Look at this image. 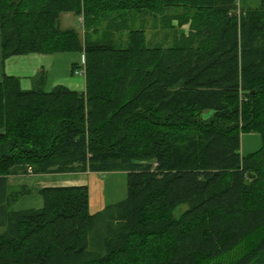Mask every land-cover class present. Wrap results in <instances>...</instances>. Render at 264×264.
<instances>
[{
    "label": "trees",
    "instance_id": "trees-1",
    "mask_svg": "<svg viewBox=\"0 0 264 264\" xmlns=\"http://www.w3.org/2000/svg\"><path fill=\"white\" fill-rule=\"evenodd\" d=\"M58 53L81 55L83 91L2 71ZM15 166L123 172L126 195L90 215L86 186L43 187L13 211L29 191L8 188L0 264H264V0H0V177Z\"/></svg>",
    "mask_w": 264,
    "mask_h": 264
},
{
    "label": "rangeland",
    "instance_id": "rangeland-1",
    "mask_svg": "<svg viewBox=\"0 0 264 264\" xmlns=\"http://www.w3.org/2000/svg\"><path fill=\"white\" fill-rule=\"evenodd\" d=\"M134 27L148 28L150 21L146 18L144 20L137 19ZM60 28L72 29L79 36H81V27L78 18L71 13L62 14L59 21ZM182 30H186L183 26ZM147 40L158 42L159 36L155 37L151 32L146 33ZM10 67H7L6 72L11 69H18L20 73L16 72L19 77L20 86L26 84L28 88L31 86V80L39 70H43L46 75L44 83V90L49 91L55 86H63L70 90L81 91L83 88V76L70 74L71 64L76 66L81 65V55L79 53H58L51 56L38 57H13L9 59ZM76 71L81 68L74 69ZM2 71L4 72L3 68ZM75 72V71H74ZM16 76V77H17ZM19 86V87H20ZM21 89V88H20ZM78 89V90H77ZM261 146L260 138L254 133H243L239 136V154L240 156H247L257 151ZM87 181V198H88V213L95 215L103 211L106 207L115 205L124 200L126 195V175L123 172L110 173H89ZM180 206L178 209H183Z\"/></svg>",
    "mask_w": 264,
    "mask_h": 264
},
{
    "label": "crops",
    "instance_id": "crops-1",
    "mask_svg": "<svg viewBox=\"0 0 264 264\" xmlns=\"http://www.w3.org/2000/svg\"><path fill=\"white\" fill-rule=\"evenodd\" d=\"M260 0H236V8L238 11H243L245 9H253L259 5ZM185 32V30H183ZM26 56L38 57L36 54H28ZM42 56V55H41ZM13 57H23V56H12L7 58L3 62V70L6 75L17 76V73H20L18 69H11L9 72H6V68L10 67L9 59ZM7 64V67L5 66ZM33 74H36L35 72ZM18 77V76H17ZM19 78V77H18ZM21 83L19 82V86ZM22 90L29 89L26 84L20 86ZM68 89V88H67ZM70 90V89H69ZM78 90V89H77ZM72 91H76L73 90ZM83 91V88L81 89ZM76 91V92H81ZM25 166H15L11 169L13 172L9 176L0 177V229L5 223L6 217V195L8 188L15 187H25L28 189L29 194L24 195L18 198L15 203L12 205L13 211H23L28 209H37L41 206V199L37 194V191L43 187H58V186H86L89 172L79 173V174H53V175H31Z\"/></svg>",
    "mask_w": 264,
    "mask_h": 264
},
{
    "label": "built area",
    "instance_id": "built-area-1",
    "mask_svg": "<svg viewBox=\"0 0 264 264\" xmlns=\"http://www.w3.org/2000/svg\"><path fill=\"white\" fill-rule=\"evenodd\" d=\"M74 74H75V75H81V74H82V70L75 71Z\"/></svg>",
    "mask_w": 264,
    "mask_h": 264
}]
</instances>
